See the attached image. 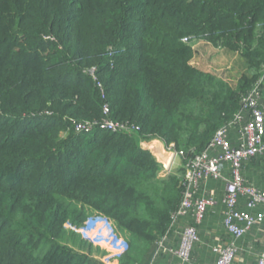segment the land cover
Here are the masks:
<instances>
[{
  "label": "trees",
  "instance_id": "1",
  "mask_svg": "<svg viewBox=\"0 0 264 264\" xmlns=\"http://www.w3.org/2000/svg\"><path fill=\"white\" fill-rule=\"evenodd\" d=\"M200 41L247 73L193 67ZM263 66L264 0H0V264H104L77 234L95 216L126 239L118 264H149L185 163ZM105 122L120 130H75ZM154 142L183 153L171 173Z\"/></svg>",
  "mask_w": 264,
  "mask_h": 264
},
{
  "label": "built area",
  "instance_id": "2",
  "mask_svg": "<svg viewBox=\"0 0 264 264\" xmlns=\"http://www.w3.org/2000/svg\"><path fill=\"white\" fill-rule=\"evenodd\" d=\"M186 41V40H184ZM264 82L263 74L258 81L244 93L240 98V106L234 120L227 126L219 128L205 149L199 154H195L185 163V183L183 197L177 210L172 216L173 221L184 214L190 213L193 225L183 229L180 234L179 248L173 252L180 261L188 262L191 259V252L194 244L198 241L197 226L203 221L208 208L212 201L196 197V192L201 182L210 179H225L222 171L224 166H228V176L225 181V212L223 225L227 233L234 239L242 237L254 228L264 225V214L252 215L248 211L260 205L264 206V190L256 188L254 185L246 182L242 176L243 164L252 159L264 155V102L262 100V84ZM107 112V109L105 108ZM245 122L239 128V141L236 145L232 144L228 138L227 132L231 126L239 125ZM107 129L115 132L120 130L119 126L113 123L105 122L103 125L95 124H78L75 130L78 133L89 132L94 127ZM169 152L170 159L168 165H162L163 170L171 172L174 160L182 157L183 153ZM240 198H245L247 210L238 209ZM171 223V224H172ZM105 228H104V227ZM103 227V230L101 228ZM107 227V228H106ZM80 230V231H79ZM77 232H85L96 237H107L112 244L104 248L107 253H112L113 248L119 251V254L113 256L115 260L119 258L125 250L124 243L113 223L102 216L91 217L85 225ZM167 234L157 243L154 256L163 249ZM112 247V248H111ZM213 251L216 255L215 264H232L237 252L236 245L233 241L228 244L215 246ZM106 264V263H104ZM151 264V263H150ZM257 264H264V253L257 256Z\"/></svg>",
  "mask_w": 264,
  "mask_h": 264
},
{
  "label": "crops",
  "instance_id": "3",
  "mask_svg": "<svg viewBox=\"0 0 264 264\" xmlns=\"http://www.w3.org/2000/svg\"><path fill=\"white\" fill-rule=\"evenodd\" d=\"M224 52L228 56L237 55L236 53L230 52L226 49H224ZM238 57L239 56L237 55V58ZM230 67L231 66H228L227 69ZM262 100L264 102V82L262 84ZM245 117L246 116H244V120L241 124L231 126L228 129V138L234 145H236L239 141V128L245 122ZM154 143L150 144L152 145ZM150 144L146 147L148 148ZM160 148L163 152H166L161 143ZM227 168L228 166H224V170L222 171L225 179L228 176ZM241 173L247 183L254 185L260 190H264V155L256 157L243 164ZM225 179H210L206 182H201L196 192V197L210 200L212 201V205L208 208L201 224L196 227L198 232V241L193 246L191 259L188 262H182L173 252H171L176 251L179 248L180 232L188 226L193 225L191 214L187 213L177 217L173 221L164 242L163 249H160V252H158L156 256H152L149 264H215L216 255L213 248L215 246L228 244L231 241L235 243L237 248L232 264H257V256L264 253V225L254 228L242 237L234 240L227 233L223 225L225 212ZM246 201L247 200L245 198L239 199V210H247ZM248 212L252 215L258 213L264 214V206L260 205ZM103 262L106 264H118V260L109 259L107 257L103 258Z\"/></svg>",
  "mask_w": 264,
  "mask_h": 264
},
{
  "label": "rangeland",
  "instance_id": "4",
  "mask_svg": "<svg viewBox=\"0 0 264 264\" xmlns=\"http://www.w3.org/2000/svg\"><path fill=\"white\" fill-rule=\"evenodd\" d=\"M192 49L193 58L190 64L201 72H204L205 74L213 75L234 85L236 80L241 75L247 73L246 63L240 57L237 58V55L228 56L227 54H225L224 49L213 48L210 45L205 44L204 42L194 44L192 46ZM228 66L231 67L227 69ZM128 132L132 133V128L128 129ZM144 144H146V142H142V146ZM181 162L182 161L180 158H176L174 160L172 170H175V168H177V164H180ZM167 171L168 170H162L161 173L167 174L172 172ZM103 227L101 228V230H103ZM79 231L77 232L79 239L93 246L92 256L100 262L105 263L103 262V258L107 257L109 259H114L113 256L119 254V251L114 248L112 249L113 252L111 254L107 253V251L104 249L107 247V245L110 246L111 244L108 241L109 239L107 237H100V241H97L96 237L93 238V236ZM119 236L124 239L123 235L119 234ZM124 240L126 241V239Z\"/></svg>",
  "mask_w": 264,
  "mask_h": 264
},
{
  "label": "water",
  "instance_id": "5",
  "mask_svg": "<svg viewBox=\"0 0 264 264\" xmlns=\"http://www.w3.org/2000/svg\"><path fill=\"white\" fill-rule=\"evenodd\" d=\"M149 151L153 156H155L162 165H168L170 155L167 152H163L160 148V143L155 142L154 144L149 145Z\"/></svg>",
  "mask_w": 264,
  "mask_h": 264
}]
</instances>
